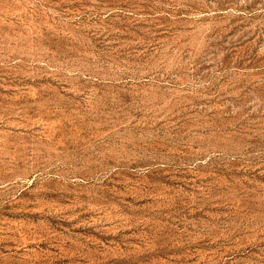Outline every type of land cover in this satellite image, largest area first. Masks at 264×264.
<instances>
[{"label":"rangeland","instance_id":"1","mask_svg":"<svg viewBox=\"0 0 264 264\" xmlns=\"http://www.w3.org/2000/svg\"><path fill=\"white\" fill-rule=\"evenodd\" d=\"M0 264H264V0H0Z\"/></svg>","mask_w":264,"mask_h":264}]
</instances>
